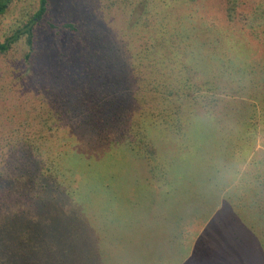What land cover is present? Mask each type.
<instances>
[{"label":"rangeland","instance_id":"obj_1","mask_svg":"<svg viewBox=\"0 0 264 264\" xmlns=\"http://www.w3.org/2000/svg\"><path fill=\"white\" fill-rule=\"evenodd\" d=\"M37 1L13 0L0 16V40ZM50 1L53 23L77 21L78 33H94L97 27L100 34H111L114 50L127 64L132 48L139 52V35L128 15L130 5L140 0ZM172 1L169 7L158 5L168 15L167 35L179 24L175 43L182 64L168 60L173 63L172 70L162 74L164 91L158 84L152 90L148 80L143 81L147 91H139L127 81L126 101L144 111L145 136L155 155L145 157L141 146L118 143L120 135H113L117 141L110 146L100 144L110 135H100L96 126L81 120L56 131L55 137L32 135L40 139L39 147L48 142L44 153L65 152L55 159L58 179L73 189L37 207L32 214L38 219L35 224L15 213V206L14 212L0 210V264H264V34L251 35L245 49L249 52L241 55L243 78H237L243 88L236 97L219 95L215 103L201 104L196 92L187 96L184 87L174 86L175 76L193 74L186 61L194 67L196 81L206 79L217 60L225 64L224 54H217L226 50L225 39L217 41L201 28L211 16L226 24L228 0ZM237 6L249 11L253 5L246 0ZM69 38H63L65 46ZM47 39L36 40L45 67L37 72L50 75L55 72L49 66L57 68L59 46ZM17 44L23 49L14 45L0 55V134L15 120L7 105L15 106L21 97L12 56L26 46L24 40ZM5 63L13 67L3 68ZM7 139L0 142L7 144ZM49 243L57 244L51 249Z\"/></svg>","mask_w":264,"mask_h":264},{"label":"trees","instance_id":"obj_2","mask_svg":"<svg viewBox=\"0 0 264 264\" xmlns=\"http://www.w3.org/2000/svg\"><path fill=\"white\" fill-rule=\"evenodd\" d=\"M243 1L246 0H228L226 24L211 16L201 28L204 33L216 35L217 41L225 39L226 50L217 53L224 54L225 64L224 61L217 60V64L207 74L208 77L196 81L193 78L195 69L186 61L185 67L193 74L175 76L174 86L184 87L187 96L196 92L195 97L201 104L215 103L219 95L236 97L237 92L243 88V81L237 78H243L240 71L245 64L241 55L249 52V49H245L251 35L258 38L260 34H264V0H247L253 5L251 9L238 10L237 5ZM12 2L13 0H0V16L7 12ZM50 2L38 0L33 11L26 10L13 21V26H7L6 30L12 27L5 38L0 40V55L12 51L11 47L14 45L15 49H23L22 45L17 44L22 40L26 46L23 52H15L14 49L12 56L15 62V85L20 88L21 97L15 106L7 105L8 115L15 120L6 132L0 134V138H8L7 144L0 142V210L14 212L15 206V213L27 215L34 224L38 219L32 214L37 207L41 208L45 200L50 198L60 200L63 193L71 192L73 187L61 184L58 179L59 170L55 159L65 152L44 153L42 147L48 142L45 139L46 142L43 141L44 144L41 143L39 147L36 140L40 139H34L32 135L45 132L42 135L55 137L59 135L56 131L81 120L88 127L92 124L96 126L100 135H110L108 138L102 137L100 144L110 146L117 141L113 135H120L118 143H127L135 148L141 146V154L145 157L155 155L154 146L145 136L148 132L145 128L147 118L144 111H139L140 108L126 101L130 94L127 81L139 91H147L143 89L144 80L151 82L152 90L157 84L161 87L165 83L162 75L165 69L172 70L170 63L173 61L168 60L174 58L181 61L182 55L179 44L175 43L180 34V30H177L179 24L167 35L168 26L165 21L168 15L163 14L158 5L162 2L165 7L172 6L175 4L172 0H140L135 6L130 5L128 20H131V25L139 35L136 41L139 52L135 47L132 48L129 67L125 59L119 56L117 49L114 50L111 34H100L97 27L94 33H90V30H87L88 34L83 31L78 33L80 29L77 21L64 20L59 25L53 23L48 14ZM140 2V11H136ZM66 35L71 36L66 43L68 46L63 42ZM43 37L48 38L49 43L53 41V45L56 42L59 46L60 59H55V70L49 66L55 72L50 75L46 71H41L40 74L37 72V69L45 68L39 59L41 49L37 55L36 48V40L40 41ZM121 39L126 40L123 36ZM61 43L65 47L62 48ZM192 51L194 48L191 53ZM176 63L182 64V61ZM11 67L13 66L5 63L3 68ZM147 72H152V75L147 77ZM50 78L52 82L48 84ZM162 87L161 91H164V86ZM161 93L165 95L164 92ZM137 112L141 113L136 114ZM209 114L215 115L212 110ZM156 116L153 109V120ZM252 163L251 160L247 165L251 166ZM60 202L64 203L63 200ZM24 243L30 244L27 241ZM54 244L57 243H49V246ZM57 250L58 246L54 250L56 254Z\"/></svg>","mask_w":264,"mask_h":264}]
</instances>
